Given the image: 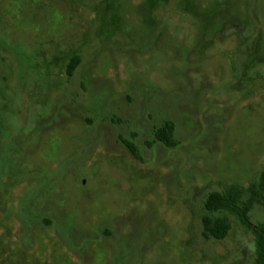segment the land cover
Masks as SVG:
<instances>
[{
    "label": "rangeland",
    "instance_id": "rangeland-1",
    "mask_svg": "<svg viewBox=\"0 0 264 264\" xmlns=\"http://www.w3.org/2000/svg\"><path fill=\"white\" fill-rule=\"evenodd\" d=\"M0 120V264H254L264 204L202 215L264 169V0H0Z\"/></svg>",
    "mask_w": 264,
    "mask_h": 264
},
{
    "label": "trees",
    "instance_id": "trees-1",
    "mask_svg": "<svg viewBox=\"0 0 264 264\" xmlns=\"http://www.w3.org/2000/svg\"><path fill=\"white\" fill-rule=\"evenodd\" d=\"M79 63L77 56L73 57L68 65V72L72 74ZM114 121V119H112ZM121 121L120 119H118ZM1 125V120H0ZM136 134L132 138L120 136L121 141L137 158H141L139 146L135 141ZM153 139L146 140V146L152 147L156 142H161L169 148L179 144L176 136V123L172 119H166L158 125L153 132ZM264 204V169L255 181L250 183L245 190L238 186H227L223 190H214L208 193L204 201V213L202 215V235L207 239H225L232 227V220L228 212L236 215L241 222L246 223L249 214L257 204ZM256 243V257L254 264H264V220L250 225Z\"/></svg>",
    "mask_w": 264,
    "mask_h": 264
}]
</instances>
